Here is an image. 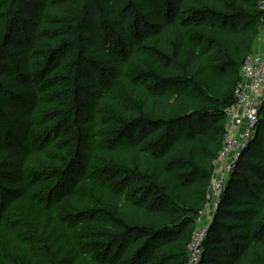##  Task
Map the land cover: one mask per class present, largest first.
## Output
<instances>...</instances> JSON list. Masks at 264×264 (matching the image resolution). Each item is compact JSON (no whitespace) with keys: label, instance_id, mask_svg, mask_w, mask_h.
Listing matches in <instances>:
<instances>
[{"label":"trees","instance_id":"trees-1","mask_svg":"<svg viewBox=\"0 0 264 264\" xmlns=\"http://www.w3.org/2000/svg\"><path fill=\"white\" fill-rule=\"evenodd\" d=\"M263 3L0 0V113L23 122L26 137L47 129L46 149L78 119L86 173L74 189L92 200L72 201L101 230L82 248L53 204L29 190L27 168L45 160L42 151L0 123L1 211L24 216L49 251L38 257L0 215V264H186ZM260 110L197 264H264V102ZM45 174L58 183L51 200L70 172Z\"/></svg>","mask_w":264,"mask_h":264},{"label":"rangeland","instance_id":"rangeland-1","mask_svg":"<svg viewBox=\"0 0 264 264\" xmlns=\"http://www.w3.org/2000/svg\"><path fill=\"white\" fill-rule=\"evenodd\" d=\"M8 93V92H7ZM9 94V93H8ZM64 97H62L63 99ZM23 99H20L21 102ZM44 113H53L51 108H42ZM62 121V120H61ZM0 123L3 126V133L9 135L13 139H17L22 143L23 148H39L40 151L43 153V158L45 160H37L35 161L36 164L30 165L27 168V181L29 183V190L35 197H39L40 201L46 200V203H52L53 209L57 213L58 217L64 219L68 224L69 228L72 230L73 234L77 238V241L82 248L88 249L90 248L89 245H92V242L95 240V236L101 232V230L95 228L94 226H89V216L88 213L91 209L84 210L79 208L76 203L72 201L73 197H85L88 201L92 200V196H90L86 188L82 185L79 188L74 189V185L77 182V179L80 175L86 173V164L84 162L85 158L80 157V151L85 150L84 148L74 147V140L73 138L77 134L78 131L82 132L85 135V131L81 129L80 122L78 119L72 120L68 127L66 128L67 134L61 141H57L54 143L49 149L43 147V143L47 141L48 133L46 132L47 129L41 128L40 133H36L33 136L26 137L23 133L25 126L23 122L18 120H13L9 114H1L0 113ZM51 134V133H50ZM41 136V138H40ZM43 137V139H42ZM88 138V137H85ZM91 141V139H89ZM88 140V141H89ZM105 143L106 138L101 140ZM47 143V142H46ZM45 144V143H44ZM87 147V145H86ZM79 153V154H78ZM86 155L88 152L86 151ZM81 164V167L71 171L74 167V162L77 160ZM63 169L68 170L70 175L66 181L65 189L63 187L62 191H58V193L54 196V199L48 197L53 191L56 189L58 183L55 182H46L44 181L46 178L45 171L46 169ZM95 170L96 168H101L100 165H94L93 167ZM45 174L42 176V181L35 177V173ZM91 172V171H90ZM57 184V185H56ZM50 193V194H49ZM1 207V198H0V215L4 217V220L9 224H12L14 230L25 239L30 246L33 247L34 253L41 258L48 256V247L42 243H40V239L35 233V230L30 229L28 222L18 212H10L3 215V211ZM97 233V234H96ZM100 240V239H99ZM86 245V246H85ZM90 250V249H89Z\"/></svg>","mask_w":264,"mask_h":264},{"label":"built area","instance_id":"built-area-1","mask_svg":"<svg viewBox=\"0 0 264 264\" xmlns=\"http://www.w3.org/2000/svg\"><path fill=\"white\" fill-rule=\"evenodd\" d=\"M264 10V3L262 4ZM261 32L253 44V50L244 61L240 82L235 91L236 102L227 111V131L223 147L216 162L209 202L196 219L197 228L190 239L188 261L197 264L202 246L213 219L223 189L234 172L239 157L249 147L260 119V109L264 102V20Z\"/></svg>","mask_w":264,"mask_h":264}]
</instances>
